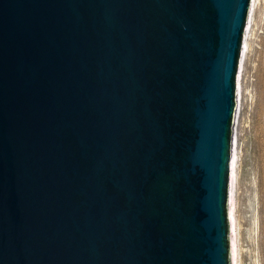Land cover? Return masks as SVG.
<instances>
[{"label": "water", "instance_id": "1", "mask_svg": "<svg viewBox=\"0 0 264 264\" xmlns=\"http://www.w3.org/2000/svg\"><path fill=\"white\" fill-rule=\"evenodd\" d=\"M258 0H0V264H242Z\"/></svg>", "mask_w": 264, "mask_h": 264}, {"label": "rangeland", "instance_id": "2", "mask_svg": "<svg viewBox=\"0 0 264 264\" xmlns=\"http://www.w3.org/2000/svg\"><path fill=\"white\" fill-rule=\"evenodd\" d=\"M241 173L242 264H264V0L257 2L241 111Z\"/></svg>", "mask_w": 264, "mask_h": 264}, {"label": "bare ground", "instance_id": "3", "mask_svg": "<svg viewBox=\"0 0 264 264\" xmlns=\"http://www.w3.org/2000/svg\"><path fill=\"white\" fill-rule=\"evenodd\" d=\"M253 231V230H252Z\"/></svg>", "mask_w": 264, "mask_h": 264}]
</instances>
